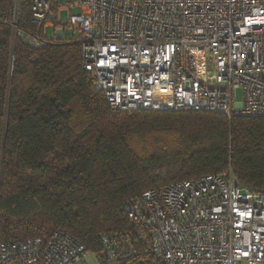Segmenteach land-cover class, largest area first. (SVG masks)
<instances>
[{
  "label": "trees",
  "instance_id": "obj_1",
  "mask_svg": "<svg viewBox=\"0 0 264 264\" xmlns=\"http://www.w3.org/2000/svg\"><path fill=\"white\" fill-rule=\"evenodd\" d=\"M0 243L64 230L106 263L165 264L126 212L148 190L232 172L264 190V116L113 110L84 71L82 40L36 47L31 0L0 2ZM57 8V6L55 7Z\"/></svg>",
  "mask_w": 264,
  "mask_h": 264
},
{
  "label": "built area",
  "instance_id": "obj_2",
  "mask_svg": "<svg viewBox=\"0 0 264 264\" xmlns=\"http://www.w3.org/2000/svg\"><path fill=\"white\" fill-rule=\"evenodd\" d=\"M63 1L31 0L36 31L15 22L16 37L41 47L46 26L78 25L84 71L113 110L264 116V0ZM126 212L165 264H264V190L232 172L148 190ZM102 241L105 264H120L114 239ZM85 253L57 230L0 243V264H76Z\"/></svg>",
  "mask_w": 264,
  "mask_h": 264
},
{
  "label": "rangeland",
  "instance_id": "obj_3",
  "mask_svg": "<svg viewBox=\"0 0 264 264\" xmlns=\"http://www.w3.org/2000/svg\"><path fill=\"white\" fill-rule=\"evenodd\" d=\"M62 2L63 5H66L65 1L58 0ZM70 0H66L68 2ZM16 3V2H15ZM73 14H78V9H72ZM69 21V11L63 7L60 11V23L65 24ZM64 30L63 35H60L57 33V30ZM81 35L80 29L78 25H59L58 27L54 28L53 26H46L44 31V36L51 39V38H72V37H79ZM237 98L239 101L243 100V90L238 89L237 90Z\"/></svg>",
  "mask_w": 264,
  "mask_h": 264
},
{
  "label": "crops",
  "instance_id": "obj_4",
  "mask_svg": "<svg viewBox=\"0 0 264 264\" xmlns=\"http://www.w3.org/2000/svg\"><path fill=\"white\" fill-rule=\"evenodd\" d=\"M76 264H102V263L95 254L91 252H87L84 254L82 259L78 261Z\"/></svg>",
  "mask_w": 264,
  "mask_h": 264
},
{
  "label": "water",
  "instance_id": "obj_5",
  "mask_svg": "<svg viewBox=\"0 0 264 264\" xmlns=\"http://www.w3.org/2000/svg\"><path fill=\"white\" fill-rule=\"evenodd\" d=\"M15 40H16V34H15V32H14V33H13V49H14Z\"/></svg>",
  "mask_w": 264,
  "mask_h": 264
}]
</instances>
